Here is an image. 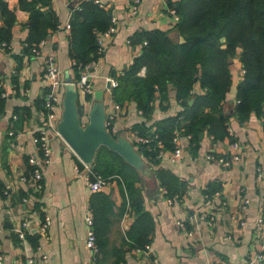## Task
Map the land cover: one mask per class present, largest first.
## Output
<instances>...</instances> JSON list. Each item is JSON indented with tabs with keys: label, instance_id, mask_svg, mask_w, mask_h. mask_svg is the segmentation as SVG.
I'll use <instances>...</instances> for the list:
<instances>
[{
	"label": "crops",
	"instance_id": "obj_1",
	"mask_svg": "<svg viewBox=\"0 0 264 264\" xmlns=\"http://www.w3.org/2000/svg\"><path fill=\"white\" fill-rule=\"evenodd\" d=\"M79 0H50L57 15V28L46 37L38 55L22 53L27 12L17 7V0H5L14 11L8 49L0 47V81L5 92L0 113V256L1 264H25L28 257L33 264H86L90 253L84 245L86 225L84 216L89 212V191L83 181L75 177V155L65 146L61 137L50 138L49 162L42 168L41 188L35 191L26 176L28 157L37 155L32 142V129L43 119L44 82L41 78L43 56L52 54L61 72L71 75L67 56L69 12ZM110 7L115 30L100 39L101 54L91 76L93 90L100 89L105 103V115L112 110L109 78H115L141 49L139 43L130 42L136 31L159 29L176 38L173 24L175 15L168 6L173 0H138L135 13H131L133 0H96ZM0 18V25H1ZM236 55L230 59V84L222 103L223 112L229 114L226 126L229 133L221 139L210 141L202 131L193 154L186 137H180V157L176 163L161 156L158 168L168 170L184 183L183 193L168 204L159 190L152 172L140 175L136 186L140 190L143 209L153 221L149 235V253L158 264H249L257 253H264V223L256 218L264 203V181L256 172L257 165H264V133L262 117L249 113L239 121L232 112L236 101L235 87L242 73ZM143 73L140 68L138 74ZM12 77V78H11ZM197 83L193 92H199ZM78 102L82 118L92 99ZM166 109L153 101V109L146 124L174 114L181 106L174 97V88L167 91ZM191 99L188 101L190 102ZM112 123L116 133L129 139V131L143 119L134 102L124 101L115 111ZM11 130V133L8 131ZM236 142L237 147H231ZM210 152L215 157L230 159L228 167L207 161ZM231 156L235 158L232 159ZM217 186L209 195L204 192ZM209 187V188H208ZM113 202L109 223L104 232L105 251L95 264H146L147 256L124 243V232L132 222L131 213L119 212L122 196L112 179L108 188ZM246 200V203L243 201ZM211 212L208 222L189 219L191 214ZM49 225L44 232H37L44 217ZM182 223V228L176 225ZM22 223H25L22 226ZM23 231V239L17 232ZM36 246L45 255L41 259L33 253ZM122 252L120 263L115 262ZM257 262V261H256ZM264 264V261H261Z\"/></svg>",
	"mask_w": 264,
	"mask_h": 264
},
{
	"label": "trees",
	"instance_id": "obj_2",
	"mask_svg": "<svg viewBox=\"0 0 264 264\" xmlns=\"http://www.w3.org/2000/svg\"><path fill=\"white\" fill-rule=\"evenodd\" d=\"M168 6L176 16L173 24L176 38L159 29L131 34L130 42L139 43L141 49L115 76L116 84L110 88L113 102L119 105L131 100L139 111L143 120L132 129L143 134H150L153 129L164 151L172 149L171 137L175 132L181 136L189 134L187 141L193 154L200 131L211 135V141L227 135L229 114L223 112L222 103L231 80L230 59L237 54L236 50L242 73L236 83L232 112L239 121L254 113L262 117L264 127V0H173ZM17 7L27 12L22 53L33 55V44L46 39L57 28V15L50 0H17ZM110 17V7L96 0H79L71 7L66 37L71 77L78 75L81 65L98 57L96 37L110 24ZM0 18V43H3L0 47L7 50L15 17L5 0H0ZM140 68H143L142 74H138ZM195 83L199 92H193ZM170 87L174 88V97L181 108L146 124L155 98L159 108L168 106ZM84 98L88 100L90 96ZM3 102L4 97L0 96V113ZM77 111L82 115L78 99ZM133 146L150 168L156 190L162 197L165 200L179 197L184 191V183L170 171L158 168L154 143H149V149L142 144L134 143ZM75 161L80 165L77 158ZM90 169L102 178L114 180L122 196L119 212L134 216L124 232L127 247L134 250L148 244L153 221L142 207L140 190L136 186L139 173L104 146L97 148ZM31 170L32 167L27 165L26 176H30ZM216 189L217 186L204 193L209 195ZM3 190L0 183V195ZM112 206L109 193L104 189L92 191L88 198L96 261L105 251L104 232ZM122 252L117 253L116 263H120Z\"/></svg>",
	"mask_w": 264,
	"mask_h": 264
},
{
	"label": "built area",
	"instance_id": "obj_3",
	"mask_svg": "<svg viewBox=\"0 0 264 264\" xmlns=\"http://www.w3.org/2000/svg\"><path fill=\"white\" fill-rule=\"evenodd\" d=\"M137 2L138 0H133V4L131 5V10H130L131 13H135L137 8L136 7ZM171 11L173 12V10ZM114 20H115L114 17L111 16L110 24L107 26V28L97 34L96 40L98 43V47H97V53L99 54L98 57L101 54V46L99 44V41L102 37L108 36L113 33V31L115 30ZM65 27L66 28L69 27L68 23L65 24ZM44 41L45 39H41L36 44H33V46L31 47V51L33 55L39 54V48L43 45ZM0 45H3V43H0ZM97 58L92 59L81 65L78 71V75L74 78L72 77L73 84L77 89L78 95L82 97V101L85 100L84 98L85 95L92 94L93 86H92L91 76L93 75V69L95 68ZM41 78L43 79L44 87H45L44 99L42 104L44 110L43 119L39 125H37L36 127H34V129H32V136H31L32 142L35 145L37 155L29 156L27 160L28 164L32 167L29 180L35 191H38L41 188L42 168L45 165H47L49 162L50 138L52 135L60 137L55 129V125L61 107L60 98H61L63 77L57 65L55 64L51 53L43 56ZM108 81H109V86H114L116 84L114 78H109ZM0 87H1V81H0ZM4 95L5 92L2 89L0 91V96L3 97ZM112 107H113L112 110L109 113H107V115H105V126L111 134H115V129L112 120L116 115L115 111L119 108V105L117 103H113ZM137 113L139 114V111H137ZM11 132H12L11 130L8 131V133ZM226 132L227 134L229 133V128L227 126H226ZM263 133H264V127H263ZM129 136H130L129 141L131 142L132 145L134 143L142 144L148 148L149 143L153 142L154 148L156 149V158H159V160L161 156L165 154L168 157V161L174 164L177 162V160L180 157L181 152L178 141L181 135L178 134L177 132H175L174 135L171 137V142L173 147L170 151L162 150V143L160 139L157 137V134L153 132V129H150V134L147 133L143 134L140 133L137 129H130ZM182 137L189 138L190 135L185 134ZM208 137L211 141V135H208ZM231 147L235 149L237 147L236 142H231ZM231 158L234 159L235 157L231 156ZM205 159L207 161H212V162L214 161L222 165L223 167H228L230 163V159L215 157L210 152H208L205 155ZM79 163L80 165H76L74 167L75 177L83 181L85 187L89 191H97L109 187L111 181L110 179L102 178L99 175L95 174L90 169V165L84 164L81 161H79ZM255 172L257 176L264 181V165H257L255 167ZM165 201L168 204H170L173 201V199H166ZM246 202H247L246 200L243 201V203ZM211 214H212L211 212H206V213L204 212L196 215L191 214L189 215V219H194L201 222H208L211 219ZM83 220L86 225L84 245L90 253L89 262L86 264H95L97 249L95 246L94 234L91 228V217L89 212H87ZM256 223L259 225H262L264 223V203L261 204V213L259 214V216H257ZM24 225L25 223H22V226ZM48 225H49V219L48 217L45 216L36 231L44 232ZM176 225L182 228L181 222H176ZM17 236L23 239L24 237L23 231L17 232ZM135 251L142 252L147 256L146 264H158L157 259L153 256H150L148 244L144 245L142 248L135 249ZM33 253H37L41 259L45 258V255L41 253L39 246H36L34 248ZM256 261H264V253L255 254L250 264L255 263ZM0 264H1V256H0ZM25 264H33V258L28 257L26 259Z\"/></svg>",
	"mask_w": 264,
	"mask_h": 264
},
{
	"label": "water",
	"instance_id": "obj_4",
	"mask_svg": "<svg viewBox=\"0 0 264 264\" xmlns=\"http://www.w3.org/2000/svg\"><path fill=\"white\" fill-rule=\"evenodd\" d=\"M109 88V81H106ZM77 89L68 73L63 76L60 98V110L55 129L75 157L90 165L99 146L115 152L120 158L140 175H148L151 170L133 147L129 139L121 133L111 134L105 126V103L102 90L92 91V99L84 113L77 111ZM202 136L199 132L198 138ZM250 264V263H249ZM252 264H263L257 261Z\"/></svg>",
	"mask_w": 264,
	"mask_h": 264
}]
</instances>
